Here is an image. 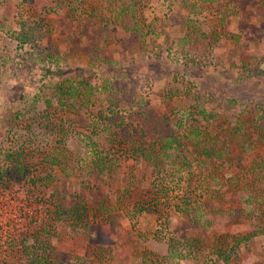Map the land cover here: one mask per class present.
I'll return each instance as SVG.
<instances>
[{
	"label": "rangeland",
	"instance_id": "obj_1",
	"mask_svg": "<svg viewBox=\"0 0 264 264\" xmlns=\"http://www.w3.org/2000/svg\"><path fill=\"white\" fill-rule=\"evenodd\" d=\"M0 143V264H264V0H0Z\"/></svg>",
	"mask_w": 264,
	"mask_h": 264
},
{
	"label": "trees",
	"instance_id": "obj_2",
	"mask_svg": "<svg viewBox=\"0 0 264 264\" xmlns=\"http://www.w3.org/2000/svg\"><path fill=\"white\" fill-rule=\"evenodd\" d=\"M129 18L130 17H126V20ZM130 20H131V18H130ZM126 23L131 24L132 22L127 21ZM35 24L36 23H34V25ZM36 29H38V28H36ZM36 29H35V26L30 28V30L31 31L33 30L34 32H37ZM131 30L132 29L130 28L129 31H131ZM26 39H27L26 37L21 38V42H23V44L25 42H28V40H26ZM67 41H68V43L75 45L74 47H81V49L85 48V47L83 48V45H81L80 39L77 36H72V38L67 36ZM37 95L38 94L34 95L36 97H34L31 100L30 106L26 110H30V109L35 110L34 108L36 106V102L38 101ZM55 102L57 104L64 105V100L61 97H57ZM201 108H203V107H201ZM139 118L141 119L140 123L138 124L139 125V128H138L139 129V131H138L139 137L141 139H143L145 142H146V140L144 138L148 137L149 139L152 140V142L154 144L159 143V149L161 151L159 155H161V157L164 155L168 156L167 152H170L169 157H172L174 155V153H176L175 151L178 150V145H177L178 139L176 137L178 130L176 128L174 129L172 127V125L170 123H168L166 120H164L163 118H161L159 116H156L155 114L151 113L150 111H144ZM178 126L180 127L179 123H178ZM140 131L142 134L140 133ZM27 147L31 148L30 146H27ZM25 149L26 148H23L22 146L18 145L15 148L11 147L9 149L3 150L1 147V143H0V158H4V160H3L4 163L9 162V163H11L12 166H14V168H8V169H3L2 166H0L1 167V169H0V186H2V188L5 191H10V192L16 191L17 192V189L19 187H22L21 180L24 179L25 176L27 175V169L25 166L22 165V162H21L22 156L24 155V152H25ZM169 150H171V151H169ZM173 158H174V156L172 157V159ZM147 161H148V163L153 164V157L150 154H147ZM10 194H12V193H10ZM23 248L27 252L28 248L25 247L24 245H23ZM45 250L46 249L42 250V252H45ZM44 255L45 254L42 255V253H41V255H39L37 257L42 258V257H44ZM27 256L28 255L26 253V257ZM33 256H34V254H33Z\"/></svg>",
	"mask_w": 264,
	"mask_h": 264
}]
</instances>
